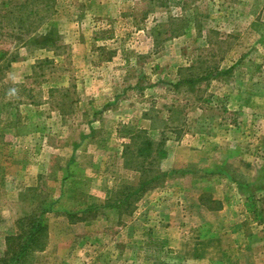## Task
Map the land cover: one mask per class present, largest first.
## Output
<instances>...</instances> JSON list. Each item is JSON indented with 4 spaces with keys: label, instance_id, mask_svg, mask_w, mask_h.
<instances>
[{
    "label": "rangeland",
    "instance_id": "374dc122",
    "mask_svg": "<svg viewBox=\"0 0 264 264\" xmlns=\"http://www.w3.org/2000/svg\"><path fill=\"white\" fill-rule=\"evenodd\" d=\"M222 247L264 264V0H0V264Z\"/></svg>",
    "mask_w": 264,
    "mask_h": 264
},
{
    "label": "crops",
    "instance_id": "0c3cea01",
    "mask_svg": "<svg viewBox=\"0 0 264 264\" xmlns=\"http://www.w3.org/2000/svg\"><path fill=\"white\" fill-rule=\"evenodd\" d=\"M206 247H208V246H206ZM214 250L215 249L211 248V249H206V251H200V253H205V255L200 256V258L196 259L195 262L197 264H214V262L216 263L220 260L221 262H219V263H222V264H239V262L237 260L232 261V259L230 258V254H229V256L227 255L228 251L226 252L224 247H222L218 251L217 254L214 252ZM241 253H244V252L242 251ZM218 255H221V256H218ZM219 263H217V264H219ZM240 264H242V263H240ZM250 264H256L252 261V258L250 259Z\"/></svg>",
    "mask_w": 264,
    "mask_h": 264
},
{
    "label": "trees",
    "instance_id": "16d2710c",
    "mask_svg": "<svg viewBox=\"0 0 264 264\" xmlns=\"http://www.w3.org/2000/svg\"><path fill=\"white\" fill-rule=\"evenodd\" d=\"M48 46V44L46 45ZM45 231V228L42 226L41 222L38 221L36 226L31 229L30 235L26 238V244L36 243L39 239V236ZM11 240V237L8 239Z\"/></svg>",
    "mask_w": 264,
    "mask_h": 264
}]
</instances>
